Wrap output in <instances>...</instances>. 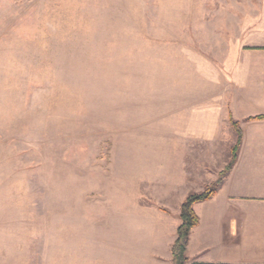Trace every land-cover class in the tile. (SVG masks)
I'll use <instances>...</instances> for the list:
<instances>
[{
    "label": "rangeland",
    "instance_id": "374dc122",
    "mask_svg": "<svg viewBox=\"0 0 264 264\" xmlns=\"http://www.w3.org/2000/svg\"><path fill=\"white\" fill-rule=\"evenodd\" d=\"M164 3L0 0V264H171L236 142L191 119L241 29L170 26Z\"/></svg>",
    "mask_w": 264,
    "mask_h": 264
},
{
    "label": "crops",
    "instance_id": "0c3cea01",
    "mask_svg": "<svg viewBox=\"0 0 264 264\" xmlns=\"http://www.w3.org/2000/svg\"><path fill=\"white\" fill-rule=\"evenodd\" d=\"M177 1L175 9L164 3L167 13H178L173 21L181 22L170 26L241 29L239 48L224 64L220 99L211 107L196 103L191 119L202 138L210 123L222 134L231 114L241 124L243 142L223 187L194 206L200 223L191 233L187 264H264V119L246 120L264 115V0ZM229 128V137L237 139Z\"/></svg>",
    "mask_w": 264,
    "mask_h": 264
},
{
    "label": "trees",
    "instance_id": "16d2710c",
    "mask_svg": "<svg viewBox=\"0 0 264 264\" xmlns=\"http://www.w3.org/2000/svg\"><path fill=\"white\" fill-rule=\"evenodd\" d=\"M264 119V115L250 116L246 120ZM229 121L237 133L236 143L231 151V158L222 170L221 176L202 191L190 192L181 204V224L177 228V238L172 244L171 264H187L190 260L187 249L192 230L199 225L200 217L195 211V204L212 199L224 185L225 177L232 171L239 156L240 147L243 142V130L239 121L230 114ZM200 264V263H196ZM204 264V263H201Z\"/></svg>",
    "mask_w": 264,
    "mask_h": 264
}]
</instances>
